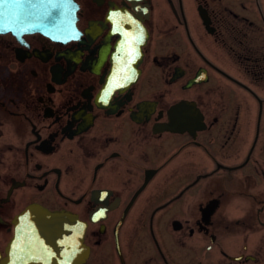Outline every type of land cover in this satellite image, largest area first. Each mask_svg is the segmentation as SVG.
Returning <instances> with one entry per match:
<instances>
[{"label": "flooded vegetation", "instance_id": "flooded-vegetation-1", "mask_svg": "<svg viewBox=\"0 0 264 264\" xmlns=\"http://www.w3.org/2000/svg\"><path fill=\"white\" fill-rule=\"evenodd\" d=\"M31 208L70 264H264V0H0V264Z\"/></svg>", "mask_w": 264, "mask_h": 264}, {"label": "water", "instance_id": "water-1", "mask_svg": "<svg viewBox=\"0 0 264 264\" xmlns=\"http://www.w3.org/2000/svg\"><path fill=\"white\" fill-rule=\"evenodd\" d=\"M26 11L31 12V8L28 7L25 9ZM25 19L27 20L26 17ZM62 19H64L63 28L66 37L74 35V19L68 5H66ZM26 20H22L23 24L22 22L21 24L25 25L24 22ZM46 27H48V30L49 27L51 28L52 34L53 30L56 31L59 26L57 24H36L33 30L44 31ZM81 239V229L73 217L62 212H50L31 208L17 219L15 235L9 242L6 250L7 258L2 264H12L11 255L15 251L24 253H32V251L36 253H49L50 264H63L60 258L63 254L66 264H70L73 259V254L77 250L75 248L76 243H79ZM27 244H42L43 246H41V249L24 248Z\"/></svg>", "mask_w": 264, "mask_h": 264}]
</instances>
